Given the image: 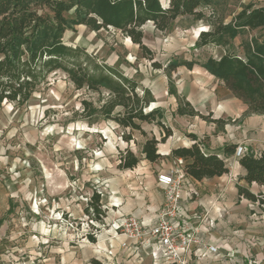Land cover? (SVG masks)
I'll return each instance as SVG.
<instances>
[{"label": "rangeland", "instance_id": "rangeland-1", "mask_svg": "<svg viewBox=\"0 0 264 264\" xmlns=\"http://www.w3.org/2000/svg\"><path fill=\"white\" fill-rule=\"evenodd\" d=\"M160 2L168 4V0ZM248 2L217 0L202 8V18L179 16L164 31L146 22L141 26L142 41L152 59L113 27L94 31L76 25L64 33L66 45L83 48L100 63L135 80L139 91L149 89L154 102L147 110L160 109L161 121L171 129V135L157 145L161 158L148 161L141 153L145 137L138 131L127 143L115 122L86 121L81 100L96 95L77 90L59 70L47 76L26 104L4 102L0 107V264H91L93 258L108 262L109 249L115 253L113 264H141L136 261L139 256L134 258L135 252L119 248L111 226L119 214L143 220L161 206L163 192L155 179L174 159L169 149L182 142L190 145L193 132L199 135L204 151L205 147L218 149L232 142L243 144L245 152L254 155L264 149V115L245 113L246 106L198 65L190 70L177 67L170 76L172 85L179 95L189 96L203 115L214 109L217 101L213 117L220 122L177 115V101L167 92L169 78L164 70L173 60L221 55L225 50L221 46H197V36L209 30L212 22H229ZM252 2L255 7L264 6V0ZM251 34L263 36L264 27L245 37ZM240 41L237 37L228 48L241 50ZM143 129L161 138L155 122L144 123ZM126 147L139 161L131 169H120L119 152ZM236 160L232 155L225 160L228 173L206 178L199 186L200 198L217 193L224 196L222 207L214 211L216 223L210 230L221 252L208 264H264V206L240 197L236 185L253 193H264V186L241 179ZM93 192H99L101 221L90 219L85 212Z\"/></svg>", "mask_w": 264, "mask_h": 264}, {"label": "trees", "instance_id": "trees-1", "mask_svg": "<svg viewBox=\"0 0 264 264\" xmlns=\"http://www.w3.org/2000/svg\"><path fill=\"white\" fill-rule=\"evenodd\" d=\"M217 0H168L163 6L160 0H0V107L4 102L24 105L36 88L55 71H62L77 90L95 94L81 100V114L88 123L98 119L111 120L123 129L125 142L133 140L138 131L145 137L141 153L150 162L161 158L157 145L171 135V129L161 121L159 108H147L154 102L151 91L141 88L115 68L100 63L81 47L66 45L62 38L67 30L84 25L91 30L113 27L123 32L137 44L145 56L152 59V52L143 43L141 26L152 22L156 29L164 31L179 16L203 17L202 8ZM253 0L245 4L227 22H212L209 30L199 33L197 46H221L225 50L218 57L173 60L164 70L169 78L167 92L177 101L176 114L198 116L202 120L218 123L209 111L203 115L184 96L177 93L170 76L179 66L192 69L198 65L213 75L245 106V113L264 115V35L250 34L264 27V6L255 7ZM237 37L238 47L229 49ZM160 68V64L152 62ZM155 122L161 138L149 135L144 123ZM191 144L171 149L174 158H182L185 173L196 179L212 178L228 173L225 156L234 154L236 144L223 146V155L207 153L194 134H189ZM120 169H131L139 161L137 155L126 147L119 152ZM244 170L247 184L264 186V149L258 154L246 152L238 158ZM237 193L259 206H264V193H253L247 187L236 185ZM90 219L101 221L103 214L99 192H93L85 208ZM89 239L94 242L92 234ZM91 264H105L95 258Z\"/></svg>", "mask_w": 264, "mask_h": 264}, {"label": "built area", "instance_id": "built-area-1", "mask_svg": "<svg viewBox=\"0 0 264 264\" xmlns=\"http://www.w3.org/2000/svg\"><path fill=\"white\" fill-rule=\"evenodd\" d=\"M244 146L237 143L234 156L245 154ZM182 158H174V165L158 173L156 180L163 189L161 206L150 222H145L133 215L119 214L112 222V238L118 240L121 250H132L140 256H149L154 264H193L194 260L204 259L220 252L218 244L207 237L208 228L213 227V220L207 219V212L202 216L188 213L183 205L186 193L192 196L196 189L187 183V174ZM207 219V228L202 222ZM108 262L115 253L107 252Z\"/></svg>", "mask_w": 264, "mask_h": 264}, {"label": "crops", "instance_id": "crops-1", "mask_svg": "<svg viewBox=\"0 0 264 264\" xmlns=\"http://www.w3.org/2000/svg\"><path fill=\"white\" fill-rule=\"evenodd\" d=\"M211 76L214 77L213 75H211ZM186 98L192 103V99L189 96H186ZM216 102L217 101H215V103H214V109L213 108H210V111H212V112H215L216 111L215 110ZM220 105L222 106V104H220ZM210 123L212 124V122H210ZM193 133L197 136V138H199V135L196 132H193ZM232 143L233 144H236V142H232ZM182 144L185 145V146H187V144L185 142H182ZM169 151H171V149H169ZM205 151L207 153H217L219 155H223V146L220 147V148H218V149H212L211 147H205ZM232 155L233 154L226 155L225 156V160L227 161L228 159H230L232 157ZM235 163L239 167V169H240L239 171H240L241 175H243L244 174V170L239 165L238 160H236ZM173 165H174V159L172 160L171 164L168 166V169L171 168ZM161 172H164V171H161ZM161 172H159V173H161ZM223 175H225V174H223ZM223 175H221V176H215V177L220 178ZM212 178H214V177H212ZM212 178H207V179H212ZM204 179H206V178H204ZM204 179H202V180H196V179H194V178H192L190 176H187V180H186L187 183H190V184H192L194 186V188L196 189V193L194 194L195 196L192 195L190 197H189V195H187L185 193L184 194V197H183V205L187 208L188 213H190L191 215L192 214H196V215H201L202 216L205 212H207L206 213L207 214V217L206 218L213 220V224H214L212 228H210V229L208 228L209 231L206 233L207 234V237L210 239L211 242H213L215 244H218L213 239H211L210 230H212L215 227V223H216L215 222L216 220H215V217H214V213H215L214 211H217L218 208L222 207V201L224 199V196H223V193H217L216 195H210V196L204 195V197L200 198L199 193H201V189H199V186L204 181ZM155 184L163 192V189H162L161 185L157 182L156 179H155ZM252 203H255V202H252ZM158 209L159 208H157L155 210V212H153L152 214H150L147 218H144L143 221H145V222L152 221L153 218H154V216H155V214H156V212L158 211ZM207 219L206 220L204 219V221L202 222V227H204V228L205 227L206 228L208 227L207 226ZM219 247H221V245H219ZM220 252H221V249H220ZM219 254L220 253H218L216 255H213V256H208V257H206L204 259L194 260L193 261V264H208V261L211 260V258L212 259H215L217 256H219ZM137 256H139V259H136ZM134 258L136 259V261L138 263H141V264H154L153 261H152V259L149 256H142L141 257L139 255V253H135Z\"/></svg>", "mask_w": 264, "mask_h": 264}]
</instances>
